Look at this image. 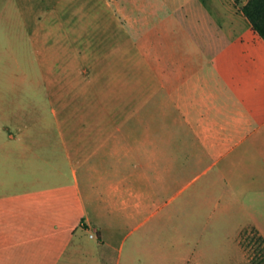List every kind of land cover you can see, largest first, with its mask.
I'll list each match as a JSON object with an SVG mask.
<instances>
[{
    "label": "crops",
    "instance_id": "1",
    "mask_svg": "<svg viewBox=\"0 0 264 264\" xmlns=\"http://www.w3.org/2000/svg\"><path fill=\"white\" fill-rule=\"evenodd\" d=\"M247 1L108 0L123 32L106 53L98 34L95 61L54 26L17 41L21 51L0 63V264L160 257L146 239L166 213L182 152L167 126L151 124L154 98L186 118L208 103L194 131L211 134V167L223 165L247 214L233 238L244 256L241 233L264 234V38ZM136 68L143 104L121 111V90L141 83L121 71Z\"/></svg>",
    "mask_w": 264,
    "mask_h": 264
},
{
    "label": "rangeland",
    "instance_id": "2",
    "mask_svg": "<svg viewBox=\"0 0 264 264\" xmlns=\"http://www.w3.org/2000/svg\"><path fill=\"white\" fill-rule=\"evenodd\" d=\"M112 13L113 7L108 5V0H0V63L13 61L11 54L21 51L17 41L44 26L69 31L73 35V43L86 46L89 59L92 57L95 61L98 34L105 37L102 49L106 53L112 48L113 37L123 32L115 24ZM7 47L12 50H6ZM110 58L102 62L107 64ZM121 72V78L141 82L121 90V111L137 110L144 101V71L136 68ZM148 105L158 111V117L151 120V124L167 126L169 133L173 132L170 135L177 142L179 152H182L178 163L182 174L178 181L168 185L166 213L162 214L157 226L150 228L146 239L151 250L162 249V264H184L189 257L193 260L185 264H262L264 234L253 228L240 235L244 253L240 259L233 238L237 226L247 218V214L241 208L234 183L223 177V165L211 167V148L205 145L211 142V134H195L194 128L198 126L201 114L210 116L208 103H193L189 118L183 117L171 103L161 112L156 98ZM126 119L129 125H140L134 116L123 114L120 122ZM243 199L251 203L250 195ZM128 249L132 253L130 240L125 251ZM133 255L134 259L143 256L136 249ZM158 256L154 252L151 254V264H156ZM139 260L133 264H144ZM81 261L84 264H112V257L101 254L98 261L85 257Z\"/></svg>",
    "mask_w": 264,
    "mask_h": 264
},
{
    "label": "trees",
    "instance_id": "3",
    "mask_svg": "<svg viewBox=\"0 0 264 264\" xmlns=\"http://www.w3.org/2000/svg\"><path fill=\"white\" fill-rule=\"evenodd\" d=\"M242 10L251 21L253 28L264 38V0H248L242 6Z\"/></svg>",
    "mask_w": 264,
    "mask_h": 264
},
{
    "label": "built area",
    "instance_id": "4",
    "mask_svg": "<svg viewBox=\"0 0 264 264\" xmlns=\"http://www.w3.org/2000/svg\"><path fill=\"white\" fill-rule=\"evenodd\" d=\"M91 235L93 236L94 234L92 233Z\"/></svg>",
    "mask_w": 264,
    "mask_h": 264
}]
</instances>
